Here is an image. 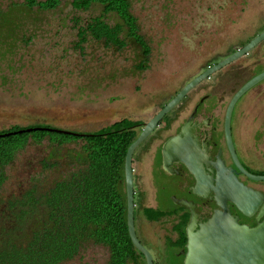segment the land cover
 Returning <instances> with one entry per match:
<instances>
[{
    "label": "rangeland",
    "instance_id": "374dc122",
    "mask_svg": "<svg viewBox=\"0 0 264 264\" xmlns=\"http://www.w3.org/2000/svg\"><path fill=\"white\" fill-rule=\"evenodd\" d=\"M22 1L0 0V11ZM71 1L62 0L55 11L17 12V26H0V131L14 126L100 131L150 105L156 95L177 89L198 65L197 55L206 54L209 46L224 49L238 29L255 26L264 16V0H131L140 33L151 47L147 69L139 72L141 49L134 43L118 50L90 41L83 51L76 49L71 19L98 15L100 8L75 12ZM227 103L225 97L221 117ZM81 146L82 141L63 146L31 142L5 168L1 209L28 190L46 192L79 169ZM106 257L102 246L88 244L63 264H103Z\"/></svg>",
    "mask_w": 264,
    "mask_h": 264
},
{
    "label": "flooded vegetation",
    "instance_id": "af4514ba",
    "mask_svg": "<svg viewBox=\"0 0 264 264\" xmlns=\"http://www.w3.org/2000/svg\"><path fill=\"white\" fill-rule=\"evenodd\" d=\"M73 28L77 32L76 47L78 28L74 25ZM263 32L264 16H261L255 26L238 29L226 40L224 49L213 51L209 46L206 54L202 52L194 58L198 65L180 81L177 89L156 95L153 103L114 123L130 122L128 128L137 139L186 85L242 52ZM102 43L112 47L104 39ZM140 49L141 59L135 68L143 72L151 53L145 60ZM263 65L264 39L191 89L134 151L135 229L153 264H184L189 226L192 224L195 231L199 230L216 211L228 213L250 228L263 222L264 179L256 177H264V80L235 103L229 122L230 141L226 130L231 101L250 80L264 72ZM248 94V100L241 102ZM225 97L228 103L221 117L219 110ZM176 138V143L166 150L165 166V147ZM238 186L243 188L242 194ZM147 210L151 216L145 213ZM102 251L107 254V262L102 260L103 264H110L109 248L102 245ZM136 256V261L127 264H147L143 253L138 251Z\"/></svg>",
    "mask_w": 264,
    "mask_h": 264
},
{
    "label": "trees",
    "instance_id": "16d2710c",
    "mask_svg": "<svg viewBox=\"0 0 264 264\" xmlns=\"http://www.w3.org/2000/svg\"><path fill=\"white\" fill-rule=\"evenodd\" d=\"M70 4L75 12L100 8L98 15L72 18L78 28L77 49L83 51V44L104 39L107 46L118 50L129 42L140 46L145 60L150 55L131 0H72ZM61 5L62 0L12 2L7 11H0V26H17V12H50ZM129 125L128 121L117 122L83 136L45 130L0 136V264H63L88 244L107 246L110 264L136 261L138 251L127 225L124 174L128 148L136 139ZM24 128L30 127L14 126L0 135ZM45 140L59 146L82 141V166L44 193L31 189L8 200L2 210L5 168L31 142ZM145 213L151 216L148 210Z\"/></svg>",
    "mask_w": 264,
    "mask_h": 264
},
{
    "label": "water",
    "instance_id": "95a60500",
    "mask_svg": "<svg viewBox=\"0 0 264 264\" xmlns=\"http://www.w3.org/2000/svg\"><path fill=\"white\" fill-rule=\"evenodd\" d=\"M264 39V32L253 40L242 52H239L216 67L206 71L191 81L178 95L172 99L143 129L140 136L130 145L125 157V186L127 197V225L131 241L134 247L144 254L147 264H153L152 256L149 251L140 243L135 229V204H134V175H133V154L136 148L151 134L158 122L174 107L181 99L201 81L205 80L214 71L227 65L235 58L244 54L248 49ZM264 80V72L250 80L233 98L226 115L227 137H230L229 122L233 107L237 100L250 88ZM37 130L55 131L62 134L85 135L69 130L55 129L50 127H31L24 128L15 132L1 134L0 136H10L24 132ZM178 138L171 140L165 147L164 163L167 166L166 150L171 144H175ZM168 151V150H167ZM239 164V163H238ZM241 167V166H240ZM264 179V177H256ZM229 180V179H227ZM230 182V180L228 181ZM232 183V180L231 182ZM236 183V182H233ZM239 187V186H238ZM242 194L243 188L239 187ZM195 220V214L192 215ZM184 264H264V220L258 226L250 228L241 225L230 214L216 211L214 216L206 223L201 225L200 229L195 231L192 224L188 228L187 253Z\"/></svg>",
    "mask_w": 264,
    "mask_h": 264
}]
</instances>
